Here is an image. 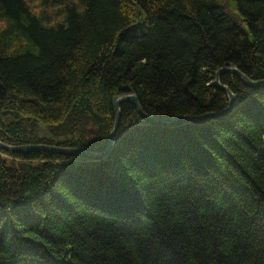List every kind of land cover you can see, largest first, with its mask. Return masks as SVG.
<instances>
[{
	"label": "trees",
	"instance_id": "16d2710c",
	"mask_svg": "<svg viewBox=\"0 0 264 264\" xmlns=\"http://www.w3.org/2000/svg\"><path fill=\"white\" fill-rule=\"evenodd\" d=\"M233 1L0 0V140L101 151L127 93L197 117L123 101L105 155L0 147V264H264V85L214 83L264 78V0Z\"/></svg>",
	"mask_w": 264,
	"mask_h": 264
},
{
	"label": "water",
	"instance_id": "95a60500",
	"mask_svg": "<svg viewBox=\"0 0 264 264\" xmlns=\"http://www.w3.org/2000/svg\"><path fill=\"white\" fill-rule=\"evenodd\" d=\"M224 72H233L237 74L241 80H243L245 83L252 87L256 86H262L264 85V78L263 79H258L254 80L248 77L242 70H240L236 66H223L216 72V78L214 80V83L222 88L225 89L229 95V100H230V106L236 103L238 100V97L236 94L230 89L228 85H225L221 83L220 77ZM123 101H130L134 106H136L138 112L140 113L141 116H143L146 119L149 120H155V121H164V122H174L178 120H183V119H189L193 120L196 119L197 117H161V116H151L144 112L142 109V106L139 102V98L136 93H127L123 95H115L114 100H113V105H114V112H115V119H114V125L113 128L110 132L108 143L106 147L101 150V151H96V150H91L87 149L84 147H74V146H66V145H61L59 143H30V144H10L6 143L2 140H0V147L5 148L10 151L14 152H28L36 149H42V150H48V151H53V152H58V153H65L68 155H74V154H83V155H88L90 157H99L102 155H105L114 145L115 143V138L116 134L118 131V127L120 124V118H121V108L120 105ZM211 115V114H208ZM206 116V115H205ZM90 131L94 133H99L98 129H92L90 128Z\"/></svg>",
	"mask_w": 264,
	"mask_h": 264
},
{
	"label": "rangeland",
	"instance_id": "374dc122",
	"mask_svg": "<svg viewBox=\"0 0 264 264\" xmlns=\"http://www.w3.org/2000/svg\"><path fill=\"white\" fill-rule=\"evenodd\" d=\"M48 2H44L42 0H29V5L35 9L36 12H40L41 16H44L48 22H56L61 21L63 19V10L62 6L65 2H75L76 0H48ZM228 12L236 18V20L240 21V17L235 6L233 0H223ZM35 129L38 131L40 135H45L47 133V129L44 126H36Z\"/></svg>",
	"mask_w": 264,
	"mask_h": 264
},
{
	"label": "bare ground",
	"instance_id": "6f19581e",
	"mask_svg": "<svg viewBox=\"0 0 264 264\" xmlns=\"http://www.w3.org/2000/svg\"><path fill=\"white\" fill-rule=\"evenodd\" d=\"M221 81V80H220ZM222 83V82H221Z\"/></svg>",
	"mask_w": 264,
	"mask_h": 264
}]
</instances>
